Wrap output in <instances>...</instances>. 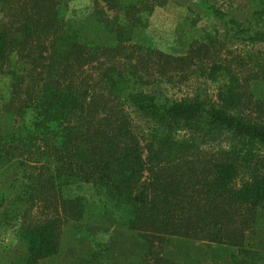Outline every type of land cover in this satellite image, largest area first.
<instances>
[{
  "label": "trees",
  "instance_id": "obj_1",
  "mask_svg": "<svg viewBox=\"0 0 264 264\" xmlns=\"http://www.w3.org/2000/svg\"><path fill=\"white\" fill-rule=\"evenodd\" d=\"M164 1L92 0L91 13L71 17L67 0H20L0 25V264H43L60 254L64 225L98 221L74 193L88 185L127 214L117 226L134 246L120 264H264V63L239 77L223 55L224 40L264 44V0H245V14L203 0L176 6L187 49L174 55L136 40ZM195 69L214 98L151 87ZM128 108L154 125L145 145ZM221 137L226 148L200 149ZM9 169L22 171L26 198L11 195ZM39 204L42 218L27 215Z\"/></svg>",
  "mask_w": 264,
  "mask_h": 264
},
{
  "label": "rangeland",
  "instance_id": "obj_2",
  "mask_svg": "<svg viewBox=\"0 0 264 264\" xmlns=\"http://www.w3.org/2000/svg\"><path fill=\"white\" fill-rule=\"evenodd\" d=\"M18 1L20 0H0V25L6 23L12 18V10L18 5ZM60 1L66 5V0ZM192 1L194 2L195 0H165L164 2H166V6L155 8L149 19L147 28L142 34L137 36L136 40L145 46L160 50L166 54H183L187 49V45L180 40V34H182L183 31H186V26L183 24L184 15L180 13L176 6L191 8L193 7ZM203 1L216 5L223 11L234 10L237 8L242 10L244 14L245 12L250 13L249 3H246L245 0ZM67 3L69 9L68 13L71 17H84L92 12V0H67ZM224 43V49H226V51H223V55L228 59L233 60V64L229 67V70H231L233 74H239L240 77L241 74H243V71L257 69V67H254L255 63H264L263 43H258L254 46L246 45L239 40H224ZM245 53H249V57L241 61L240 57ZM4 70H9L8 63L3 67L2 71ZM8 83L7 86L14 85V82L10 84V81H8ZM151 83V87H155L157 91H160L173 99L192 97L194 95H200L203 98H214L216 93V86L201 75L200 69H195L192 73H189L185 79H180L178 75H170L168 78H164L161 81L153 80ZM218 83H221L220 79L218 80ZM12 90H14V87H9L8 89H5V92L7 91L10 93ZM257 92L262 93L261 90H257ZM128 112L135 126L136 132L142 139V143L144 145L147 144L150 140V134L154 130L153 123L131 108H128ZM184 136L186 137L187 134L183 131L177 134V138ZM227 145V138L221 137L217 140H207L205 143L200 144V149L211 152L219 149V147L226 148ZM22 174L21 170L9 169L8 172L2 176L4 180L5 178L9 179L10 184L14 182V188L11 190V195L13 197L19 195L24 198L27 197L24 193L25 189L23 186L24 180ZM74 193L83 194L90 215L101 218L98 221H95L91 227H86L84 225L77 227V224L64 225L62 230V246L60 254L43 264H75L73 257L76 258L77 256L89 253L96 254L97 263L101 262L103 259L101 257H104L105 260H103L105 262L109 261L111 263L116 262L117 264H120L121 261H124L123 258L127 257L124 253L126 250L125 248H127V246H134L133 243L128 244L126 240V238L129 240L131 237L125 233L121 227L117 226V224L120 225V223L125 221L127 216L125 210L122 207L117 206V204H114V202L107 197L103 191L95 189L91 185L81 186L79 189L74 190ZM27 212V215H30L32 218H42L40 204L39 207L36 206L31 208L30 210H27ZM5 221L6 219L1 216L0 225L4 224ZM14 225V220H10L7 223V228L13 230L12 235L15 231ZM119 232L121 234H119ZM0 237V239L4 240L3 242L8 241L6 234L2 230H0ZM106 248H109L112 251L114 255L113 257H116V259H112L111 257L106 258L107 253L104 252ZM140 249L141 248H138V251L135 253L129 249L127 253L131 256L132 252V258L134 256L138 257L141 252ZM16 255L17 247L15 241L13 246L9 247V249L2 255V258L3 261H7L11 260ZM123 255L126 257H123Z\"/></svg>",
  "mask_w": 264,
  "mask_h": 264
}]
</instances>
